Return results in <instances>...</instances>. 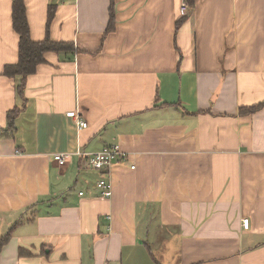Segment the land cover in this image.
Returning <instances> with one entry per match:
<instances>
[{"label": "crops", "instance_id": "0c3cea01", "mask_svg": "<svg viewBox=\"0 0 264 264\" xmlns=\"http://www.w3.org/2000/svg\"><path fill=\"white\" fill-rule=\"evenodd\" d=\"M25 4L34 41L73 48L21 97L0 0V264H264V106L241 112L264 102V0ZM113 144L127 157L95 170L86 154Z\"/></svg>", "mask_w": 264, "mask_h": 264}, {"label": "trees", "instance_id": "16d2710c", "mask_svg": "<svg viewBox=\"0 0 264 264\" xmlns=\"http://www.w3.org/2000/svg\"><path fill=\"white\" fill-rule=\"evenodd\" d=\"M50 9L52 8L50 7ZM52 12L53 10H50V17L53 15ZM12 24L14 31L19 35V59L15 64L6 65L3 74L11 78H20L17 85V92L21 97H23V90L25 88L27 77L36 72L38 65L45 62V54L49 51L61 52L71 50L73 48V44L69 42L52 41L49 37H47L44 41H34L30 35L25 0H13ZM114 24L115 16L112 6L110 22L107 29L108 32L113 30ZM263 106L264 102L252 107L243 108L241 112L253 113ZM19 110L20 108L16 107L14 110L8 112V127L3 130L2 135L12 136L13 130L15 129L14 117L17 115ZM12 229H10L6 234L0 235V252L4 245H6L10 240L12 236Z\"/></svg>", "mask_w": 264, "mask_h": 264}, {"label": "built area", "instance_id": "2783aa9c", "mask_svg": "<svg viewBox=\"0 0 264 264\" xmlns=\"http://www.w3.org/2000/svg\"><path fill=\"white\" fill-rule=\"evenodd\" d=\"M180 8L182 12L187 13L189 10V0H181ZM75 116V114H74ZM88 122L81 119L79 115H76V127L78 130L86 128ZM90 157L91 166L100 172H106L111 168L115 163L119 162L120 159L126 158L127 153L121 150L118 144H113L111 146L105 147L103 150L91 154H86ZM55 161L60 166H65L69 159L68 153H57L54 155ZM135 168V166H132ZM107 173V172H106ZM97 188L100 190V193L103 197L110 198L113 194L112 181L108 178L101 177L97 181ZM82 195L83 192H80ZM243 226L245 229L250 227V219H243Z\"/></svg>", "mask_w": 264, "mask_h": 264}]
</instances>
